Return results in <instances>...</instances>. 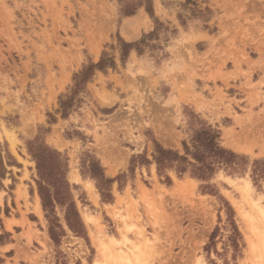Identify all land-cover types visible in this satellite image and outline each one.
Returning <instances> with one entry per match:
<instances>
[{
  "label": "rangeland",
  "instance_id": "374dc122",
  "mask_svg": "<svg viewBox=\"0 0 264 264\" xmlns=\"http://www.w3.org/2000/svg\"><path fill=\"white\" fill-rule=\"evenodd\" d=\"M119 1L0 0V264H264V179L253 174L264 161V0H150L153 17L144 5L122 16ZM117 37H144L141 52L121 63ZM102 52L116 69L96 72L63 117L59 97ZM208 128L245 158L241 172L158 173L154 143L184 155ZM36 137L67 158L85 229L72 234L58 212V246L26 150ZM91 158L113 180L105 197L82 174Z\"/></svg>",
  "mask_w": 264,
  "mask_h": 264
},
{
  "label": "trees",
  "instance_id": "16d2710c",
  "mask_svg": "<svg viewBox=\"0 0 264 264\" xmlns=\"http://www.w3.org/2000/svg\"><path fill=\"white\" fill-rule=\"evenodd\" d=\"M119 13L122 16L128 17L135 14L137 8L144 5L146 12L153 17L152 5L150 0H120ZM156 21V20H155ZM157 24V22H156ZM151 33L150 36H153ZM145 38L143 37L137 43H126L117 37L116 47L119 49V61L124 63L132 50L140 53L138 48L143 44ZM114 50V46H110ZM116 69L115 57L106 52H102L98 62H88L82 65L81 69L72 77V86L68 94L59 97L58 112L66 117L70 114L73 108L82 102L78 98L81 93H85L86 85L91 82L96 72L105 73L108 70L114 71ZM184 155H180L177 151L166 150L158 143H154V152L152 160L156 165L158 173H164L167 169H175L178 172H185L184 165H192L195 168L194 174L198 178L208 179L220 168L230 169L241 172L245 165V158L238 156L219 145V133L208 128L191 139V148H188L185 143ZM192 149V150H191ZM27 154L35 164L36 179L35 188L40 199L41 208L44 213V218L47 223V235L49 239L58 246L61 238L64 236V230L58 217V212L62 214L63 221L67 229L76 236H84L85 229L81 218L76 210L71 188L66 180L67 173V158L61 153L46 146L39 137L27 143ZM188 156L194 161L190 163ZM6 159V166H18L13 157L8 153H4ZM82 174L89 176L96 182L97 188L102 197H105V192L113 180L106 179L103 174L99 162L94 158L82 164ZM6 173L3 163V157L0 153V178ZM253 174L256 179H264V161L254 162ZM233 212L229 210L227 213L228 220L231 221L232 235L231 244L235 249L237 243L235 237H240L234 222H232ZM9 234L0 235V245L4 244L5 238ZM1 262V260H0Z\"/></svg>",
  "mask_w": 264,
  "mask_h": 264
},
{
  "label": "bare ground",
  "instance_id": "6f19581e",
  "mask_svg": "<svg viewBox=\"0 0 264 264\" xmlns=\"http://www.w3.org/2000/svg\"><path fill=\"white\" fill-rule=\"evenodd\" d=\"M37 200V202H36V209L38 208L39 209V207H38V198L36 199ZM253 205H254V207H256L258 210H259V212L260 211H262L259 207H258V205L256 204V202H253ZM37 209V210H38ZM89 221V220H88ZM100 244H102V243H100ZM104 249V248H103ZM102 251V250H101ZM122 259H125V258H123V256H119V260H122ZM116 260V259H115Z\"/></svg>",
  "mask_w": 264,
  "mask_h": 264
}]
</instances>
